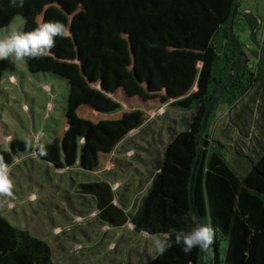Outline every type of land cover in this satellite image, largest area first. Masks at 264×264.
Instances as JSON below:
<instances>
[{"label": "trees", "instance_id": "obj_1", "mask_svg": "<svg viewBox=\"0 0 264 264\" xmlns=\"http://www.w3.org/2000/svg\"><path fill=\"white\" fill-rule=\"evenodd\" d=\"M93 1L105 13L86 27L96 36L92 58L103 77L102 89L111 92L110 83L143 102L157 98L188 117L179 129L169 127L135 208L129 209V188L116 192L106 179L81 182L78 193L94 201L97 219L108 227L129 222L136 233L163 235L148 264H264V103L256 100L254 110L246 101L238 105L252 81H258V69L247 72L246 65L234 74L210 111L190 192L205 109L241 62L228 35L234 0ZM257 24L252 13L237 11L236 39L241 30L254 39ZM83 89L72 88L74 109L89 105L109 113L120 108L106 107L109 100L101 90ZM222 103L231 111L225 125L210 132L213 110ZM191 206L202 225L201 260ZM208 233L213 254L206 260ZM0 264H54L52 248L0 212Z\"/></svg>", "mask_w": 264, "mask_h": 264}, {"label": "rangeland", "instance_id": "obj_2", "mask_svg": "<svg viewBox=\"0 0 264 264\" xmlns=\"http://www.w3.org/2000/svg\"><path fill=\"white\" fill-rule=\"evenodd\" d=\"M252 1L240 0V9ZM104 16L93 0H0V212L46 240L54 264H148L163 235L136 233L129 222L102 224L94 201L78 193L77 185L106 179L116 192L126 186L132 210L169 127L179 129L188 117L157 98L143 102L110 83L111 92L102 89L92 58L96 36L86 27ZM261 19L254 39L248 30L236 33L248 57L247 72L258 69V81L238 102L252 103L253 110L256 100L264 103ZM83 87L101 90L109 100L106 107L120 108L109 113L89 105L74 109L72 88L84 92ZM229 111L225 103L214 108L210 132L225 125ZM260 122L264 130V119ZM206 239L208 260L213 254L209 233Z\"/></svg>", "mask_w": 264, "mask_h": 264}, {"label": "water", "instance_id": "obj_3", "mask_svg": "<svg viewBox=\"0 0 264 264\" xmlns=\"http://www.w3.org/2000/svg\"><path fill=\"white\" fill-rule=\"evenodd\" d=\"M237 11H240L239 1L238 0H234V2H233V10H232V13H231V15H230V17L228 19V35H229L230 41L235 45L238 54L241 56V62L233 71H231L229 73V75L223 81V83L221 84V86L219 87L217 92L214 94V96L212 97L211 101L209 102L208 106L205 109L203 122H202V126H201V131H200V138H199V142H198L196 160H195V163H194V166H193L192 176H191V180H190V192H191V188H192L193 182H194L195 169H196V166L198 164L199 157H200V152H201V147H202V140H203V137H204V131H205V127H206V123H207V119H208V116L210 114V111L212 110V108H213L215 102L217 101L218 97L220 96V94L226 88V86L229 83L231 77L234 74H236L241 68L246 66L247 63H248V57H247L246 53L244 51H242V49L240 47V44H239L238 40L236 39V37H235V35L233 33V29H232L233 18H234V15H235V13ZM191 209H192V212L195 214V217H196V220H197V224H198V227H199V231H200V237H201V242H202L201 251H200V255H201L200 256V260H201L202 251H203V247H204L202 225H201V221H200L199 216L195 212V209L192 206H191ZM199 264H202V263L199 261Z\"/></svg>", "mask_w": 264, "mask_h": 264}, {"label": "crops", "instance_id": "obj_4", "mask_svg": "<svg viewBox=\"0 0 264 264\" xmlns=\"http://www.w3.org/2000/svg\"><path fill=\"white\" fill-rule=\"evenodd\" d=\"M239 4H240V0H239ZM239 8H240V5H239ZM241 9L244 12L252 13L254 17L257 19V22H258V27L256 28L257 29L256 33H257L262 23L261 18L264 17V0H253L251 3H249V6H243L241 7ZM257 15H259V17ZM260 50L262 51V49Z\"/></svg>", "mask_w": 264, "mask_h": 264}]
</instances>
